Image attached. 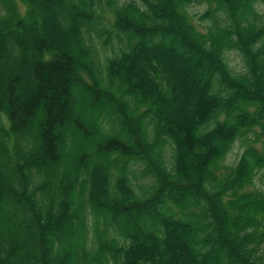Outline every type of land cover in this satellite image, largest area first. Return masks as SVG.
I'll return each mask as SVG.
<instances>
[{"label":"trees","instance_id":"16d2710c","mask_svg":"<svg viewBox=\"0 0 264 264\" xmlns=\"http://www.w3.org/2000/svg\"><path fill=\"white\" fill-rule=\"evenodd\" d=\"M60 1L0 0V264H264V0Z\"/></svg>","mask_w":264,"mask_h":264},{"label":"rangeland","instance_id":"374dc122","mask_svg":"<svg viewBox=\"0 0 264 264\" xmlns=\"http://www.w3.org/2000/svg\"><path fill=\"white\" fill-rule=\"evenodd\" d=\"M75 1L76 0H62V1H60V5L58 7H54L53 12H51V15L52 16L55 15L56 20L60 26L62 24V19L63 18L66 19V15H69V14L72 15L73 14L71 6ZM206 8H207L206 3L194 4V5L189 7V11L193 15V21L198 26H201L200 25L201 22L198 20L197 14L204 12ZM53 13H54V15H53ZM78 24L80 26L84 27L85 29H88V30L89 29L94 30L97 28V26L95 27V26L90 25V23H88L86 20H80V22H78L77 20H74L72 25L77 26ZM62 31L64 33L65 29H62ZM65 32L66 33L63 34L65 42L63 44L60 43V45L64 46L65 48L71 49L76 54H78L79 51H81V49H82V44H79V41L77 40V38H75L74 32H72V30L65 31ZM60 36H61V33H59V37ZM113 44L115 47H117V45H119L117 39H113ZM95 46H96V49L101 54V57L103 59L102 63H104V56L105 55L113 53L112 46H110L108 48H103L102 47V41L99 38H97L95 40ZM10 47H11V44H10ZM228 57H229V61H230L231 66L235 70L240 71L244 68L243 59L236 51H232ZM139 58H140V56H139ZM91 59H93L92 56H91ZM139 64L141 66L142 65L145 66V61L141 58V60L139 59ZM73 90H74L73 91V105L77 108V111L79 109L80 110L79 112L82 113V116H83L82 120H89V119L90 120H98L99 118H106V119H110V121L114 123V125H115L114 127L116 129L120 126L118 121H116L115 117L113 116V113L109 112L108 107H105L107 110L103 109V108L95 109L91 106V96H89L88 93H86L78 85L73 87ZM29 130L31 131V135L38 137L39 126L36 125L34 127H31ZM244 143L245 142L241 141V140H237L235 142L232 150L228 153V155L226 157V163L235 164L238 161L241 153L243 152V150L245 148ZM133 168H134V172H132L131 175L140 173V171L142 169V167H140V166H135ZM139 182L145 183V178H141L139 180Z\"/></svg>","mask_w":264,"mask_h":264}]
</instances>
